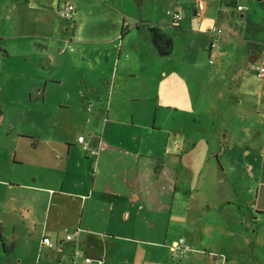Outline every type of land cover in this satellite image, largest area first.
Listing matches in <instances>:
<instances>
[{
  "label": "rangeland",
  "instance_id": "obj_1",
  "mask_svg": "<svg viewBox=\"0 0 264 264\" xmlns=\"http://www.w3.org/2000/svg\"><path fill=\"white\" fill-rule=\"evenodd\" d=\"M66 1L0 0V121L5 133L12 124L20 129L45 133L46 124L52 123L53 127L60 118L64 105L61 99H68L74 106L77 105L76 96L86 98L89 94L87 86L81 83V95L78 91L76 95L74 79H81L84 72L95 71V66L89 63L91 58L101 56L107 60L110 45L104 41L120 35L126 20L131 23V29L125 28L123 40L117 38L118 43H125V48L120 59H117V48L115 59L116 63L121 62L120 71L131 76L121 96L114 98L113 111L107 119L129 120L134 109L137 123L149 125L148 129L137 127L149 140L143 149L153 151L154 155L162 151L169 133L171 139L181 137L176 146L171 143L172 153L177 157H171L173 161H168L163 169L165 175L157 181L165 188L148 193L138 203L146 211L151 210L147 222L140 216L139 243L149 250L147 239L169 226L170 241L183 237L192 247L189 256H200L195 259V264H213L209 257L213 259L214 255L230 257L228 264H264V204L257 199L264 167V94L260 99L261 111L257 106L242 110L244 107L237 106L242 95L236 83L238 80H235V65L230 64L217 75H211L214 65L208 62L212 60L218 65L219 58L196 46L191 34L186 37L177 32L171 36L175 46L172 52L167 50L165 56L170 62L165 66L180 69L187 77L192 85V96L197 105L202 104V109H197L196 120L182 111L165 109L157 101L156 75L162 64L154 62L153 58L161 60L164 57L162 49L169 44L158 43L156 36L161 29L177 30L171 24L168 10L172 1L183 3L184 0H113L115 6H111L110 14L99 11L102 0H69L74 7L79 5L81 8L77 15L75 10V20H68L59 12V7ZM262 6L261 1H255L259 13ZM111 17L120 23L115 32L111 30ZM75 23L79 28L73 41L69 46L61 47V40L66 36L71 38L63 27L67 24L73 29ZM83 48L86 59L81 58ZM66 51L71 59H58L59 54ZM74 55L80 59H72ZM191 58L197 62H181ZM145 73L152 75V79L147 80L143 76ZM39 76L44 84L50 77L63 79V83L49 94L46 104L34 105L35 94L32 98L30 83H35ZM110 82L113 84L114 77ZM154 84L151 101L131 100V90L136 92L138 88L153 87ZM199 87L200 94L196 90ZM103 91L95 90L94 93L100 92L102 96ZM106 96L109 107L111 93L107 92ZM253 101L258 102V97L255 96ZM93 107V104H86L87 109ZM242 111L244 119L240 116ZM90 131L75 114L68 127L69 135L87 137ZM194 138L198 141L196 145L192 142ZM180 155H184L183 162H180ZM25 250L19 246L17 253L25 254ZM0 254V264L18 258L17 254L12 255L1 230ZM25 255L29 257V254ZM38 259L35 256V263ZM157 262L148 251L138 255V264ZM175 262L184 264L179 258L174 259ZM221 262L217 257L216 263Z\"/></svg>",
  "mask_w": 264,
  "mask_h": 264
},
{
  "label": "crops",
  "instance_id": "obj_2",
  "mask_svg": "<svg viewBox=\"0 0 264 264\" xmlns=\"http://www.w3.org/2000/svg\"><path fill=\"white\" fill-rule=\"evenodd\" d=\"M255 1L171 2L170 8L175 5L180 7L182 19L178 25H173L171 20L177 30L171 27L168 30H156H159L156 36L158 43L169 44L163 47L164 57L161 60L153 58L154 62L162 64L156 75L158 104L162 103L168 110L182 111L189 118L195 115L197 109H202V104L197 105L192 96V85L187 77L180 69L165 66L170 62L165 54L168 49L172 52L175 46L171 36L178 32L180 36L186 37L191 34L196 46L219 58L218 65L212 60L208 62L214 65L210 70L211 75H217L230 64L235 65V80H238L236 83L242 95L237 106L244 107L242 110L257 106L261 111L264 79L259 78L250 66L264 61V0H259L263 4L260 13L255 8ZM111 6H115L113 0H102L99 11L110 14ZM75 9L77 15L81 8L76 5ZM109 21L111 30L115 32L120 26L119 21L113 17ZM130 26L131 23L125 20L121 27L122 33L104 41L110 45L107 60L101 56L90 59L89 63L95 66L97 72H84L81 79H74L75 94L79 92L81 95V83L87 86L89 94L81 99L76 96L77 105L74 106L70 105L68 99H61L63 110L55 126L46 124L45 133H42L20 129L12 124L5 133L0 121V230L2 238L6 237L10 244L12 255L17 254L18 257L8 259L6 264H86L82 257L75 255L77 250L91 257V264H138L139 253L147 251L157 258L155 264H176L169 245L177 239L169 240V226L162 232L155 230L154 237L147 239L149 250L139 243L137 231L140 216L147 222L151 210L146 211L138 203L148 193L165 188L157 181L161 180V175H165L163 169L168 161H173L171 157H177L172 153L171 143L176 146L181 137L171 139L169 133L163 142L162 151L154 155L153 151L143 149L149 140L137 127L148 129L149 125L137 123L134 109L129 120L107 119L113 111L114 98H118L131 76L120 71L121 62L116 63L125 48V43H118L117 38L123 40L124 30L127 27V31H130ZM78 28L77 23L73 29L67 24L63 27L67 34H71V38L66 36L61 40V47L70 45ZM214 40L216 46L212 47ZM76 46L79 47V44ZM117 48L119 50L115 59ZM81 52V58L86 59V49L83 48ZM58 59L71 58L66 51L59 54ZM72 59L79 60L80 57L74 55ZM181 62L192 64L197 61L191 58ZM143 76L147 80L152 79V75L145 73ZM112 77L113 84L110 82ZM60 83H63V79L50 77L44 84L43 78L39 76L35 83H30L31 97L35 94L33 104H46L49 94ZM155 84L153 87L138 88L136 92L131 90V100L151 101ZM100 89L105 92L102 96L100 92L98 95L94 93ZM196 90L200 94L201 87ZM107 92L111 93L109 107L106 104ZM255 96L258 97L256 103L253 101ZM86 104H93L94 107L87 109ZM75 114L91 129L89 136L79 135L85 137L89 151L83 148L79 137L68 133ZM240 116L245 118L243 111ZM193 118L196 120L197 117ZM225 132L224 137L227 135ZM192 142L194 145L198 143L196 138ZM179 159L183 162L184 155H180ZM262 175L257 194L260 204H264V167ZM44 237H49L54 245H44ZM19 246L26 248L25 254H29V257L17 253ZM189 253L185 252L179 258L180 261L195 264L200 256L191 257ZM35 256L39 258L37 263L34 261ZM212 257L209 258L214 264L218 256ZM225 258L224 264H228L230 257Z\"/></svg>",
  "mask_w": 264,
  "mask_h": 264
},
{
  "label": "built area",
  "instance_id": "obj_3",
  "mask_svg": "<svg viewBox=\"0 0 264 264\" xmlns=\"http://www.w3.org/2000/svg\"><path fill=\"white\" fill-rule=\"evenodd\" d=\"M75 7L74 5L67 0L64 5H61L59 7V12L60 14L68 19V20H74L75 17ZM169 14L171 16L172 24L173 25H178L182 19V12L179 6L175 5L169 10ZM216 31V29H214ZM218 33L221 32V30H217ZM216 46V40L212 42V47ZM251 70L259 77L264 79V61L262 62H257V63H252L250 66ZM79 141L82 144L83 148L87 151H89V145L88 142L86 141L84 136L79 137ZM94 153V151H92ZM68 239H72L71 236H67ZM43 244L47 246H53V242L49 237H44L43 239ZM170 251L173 254L175 258H182L184 253L191 250L192 247L191 245L184 239V238H179L175 241H172L169 245ZM75 255L78 257H82L84 262L86 264H91L93 259L89 256H85L81 251L77 250L75 252ZM218 255H215L217 257ZM222 263L224 264L226 261V258L223 256H218ZM217 264V263H214Z\"/></svg>",
  "mask_w": 264,
  "mask_h": 264
}]
</instances>
